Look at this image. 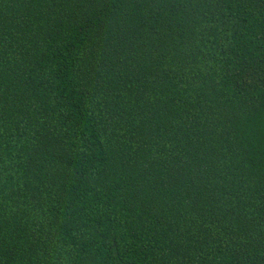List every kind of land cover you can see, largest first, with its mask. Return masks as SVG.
Returning <instances> with one entry per match:
<instances>
[{
	"label": "trees",
	"instance_id": "obj_1",
	"mask_svg": "<svg viewBox=\"0 0 264 264\" xmlns=\"http://www.w3.org/2000/svg\"><path fill=\"white\" fill-rule=\"evenodd\" d=\"M0 264H264V0H0Z\"/></svg>",
	"mask_w": 264,
	"mask_h": 264
}]
</instances>
